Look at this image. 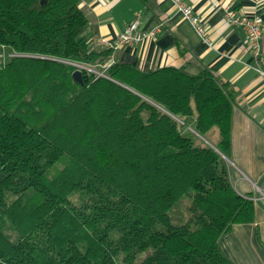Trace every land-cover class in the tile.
I'll return each mask as SVG.
<instances>
[{
	"label": "trees",
	"instance_id": "trees-1",
	"mask_svg": "<svg viewBox=\"0 0 264 264\" xmlns=\"http://www.w3.org/2000/svg\"><path fill=\"white\" fill-rule=\"evenodd\" d=\"M88 25L79 0H0V264L133 263L147 249L139 264H234L220 239L255 202L225 159L233 90L208 70L78 68L112 54Z\"/></svg>",
	"mask_w": 264,
	"mask_h": 264
},
{
	"label": "crops",
	"instance_id": "crops-1",
	"mask_svg": "<svg viewBox=\"0 0 264 264\" xmlns=\"http://www.w3.org/2000/svg\"><path fill=\"white\" fill-rule=\"evenodd\" d=\"M185 1L204 21L208 43L169 0H79V7L94 49L112 51L98 70L114 63L144 72L175 67L196 75L208 70L233 90L231 148L225 159L235 189L254 200L255 218L233 225L219 244L234 264H264V79L254 69L246 33L226 22L231 8L257 15L264 24V0ZM135 20L142 30L158 29L156 37L117 49L99 44L100 39L114 42Z\"/></svg>",
	"mask_w": 264,
	"mask_h": 264
},
{
	"label": "built area",
	"instance_id": "built-area-1",
	"mask_svg": "<svg viewBox=\"0 0 264 264\" xmlns=\"http://www.w3.org/2000/svg\"><path fill=\"white\" fill-rule=\"evenodd\" d=\"M179 13L190 23L198 36L205 42L208 43L207 30L204 21L199 15H197L193 7L188 4L185 0H169ZM226 22L228 26L240 27L244 30L247 35L248 42L247 47L251 52L252 59L256 63L254 67L255 71L264 79V52L262 48V39L264 24L261 18L257 15H250L246 12L227 8L226 10ZM158 29L151 31L142 30L139 27L138 20H135L129 24L125 30L118 36V38L111 42L106 39H100L99 44L108 49H117L125 45H134L140 43L149 38H155ZM78 68H83L88 71L94 72L97 75L105 74L106 66L102 71L95 70L93 66L77 65Z\"/></svg>",
	"mask_w": 264,
	"mask_h": 264
},
{
	"label": "rangeland",
	"instance_id": "rangeland-1",
	"mask_svg": "<svg viewBox=\"0 0 264 264\" xmlns=\"http://www.w3.org/2000/svg\"><path fill=\"white\" fill-rule=\"evenodd\" d=\"M95 70H98V66H93ZM189 131H192L191 128H188ZM200 139L204 140L203 137L199 136ZM207 139L216 144V141L218 140V131L217 128H213L210 133L207 135ZM208 142V141H207ZM206 143V142H205ZM192 194V193H191ZM78 197L76 195L71 196V200L75 201ZM191 204V196H185L181 199L177 207H175L171 213L176 218L175 221H182L186 222L190 218V212H189V206ZM151 249H147L143 252H141L136 260L133 263H124L122 261H118L117 264H139L148 254H150Z\"/></svg>",
	"mask_w": 264,
	"mask_h": 264
},
{
	"label": "water",
	"instance_id": "water-1",
	"mask_svg": "<svg viewBox=\"0 0 264 264\" xmlns=\"http://www.w3.org/2000/svg\"><path fill=\"white\" fill-rule=\"evenodd\" d=\"M42 3H44V2H42ZM73 78H74V80L77 82V83H79V84H83V80H82V72L80 71V70H76L74 73H73ZM174 117V116H173ZM177 121H179L176 117H174ZM205 142L207 143V144H209L210 146H212L209 142H207L206 140H205ZM213 147V146H212ZM215 150L216 151H218L216 148H215ZM219 152V151H218Z\"/></svg>",
	"mask_w": 264,
	"mask_h": 264
}]
</instances>
